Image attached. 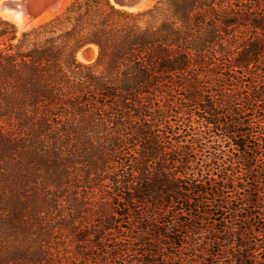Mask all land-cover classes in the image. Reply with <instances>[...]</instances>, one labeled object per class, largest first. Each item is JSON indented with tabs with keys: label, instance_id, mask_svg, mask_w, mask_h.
Wrapping results in <instances>:
<instances>
[{
	"label": "trees",
	"instance_id": "trees-1",
	"mask_svg": "<svg viewBox=\"0 0 264 264\" xmlns=\"http://www.w3.org/2000/svg\"><path fill=\"white\" fill-rule=\"evenodd\" d=\"M197 130L219 139L216 177L190 160L199 136L173 144ZM99 172L115 213L51 225L79 173ZM262 211L264 0H75L21 36L0 17V264H66L54 228L90 264H264Z\"/></svg>",
	"mask_w": 264,
	"mask_h": 264
},
{
	"label": "rangeland",
	"instance_id": "rangeland-1",
	"mask_svg": "<svg viewBox=\"0 0 264 264\" xmlns=\"http://www.w3.org/2000/svg\"><path fill=\"white\" fill-rule=\"evenodd\" d=\"M2 1L6 0H0V3ZM55 1L56 0H20L14 3L17 5V7H22L25 11L26 28H20L12 19L8 18L5 14L3 15V13L1 12L0 17L12 23L17 29L18 36H21L23 32L38 27L52 20L56 16L62 14L66 10V8L75 0H57L58 2L56 3V5H53V2L55 3ZM111 2H113V0H111ZM157 2L158 0H150L145 9L138 11L147 10L153 7ZM138 11L136 10L133 12ZM97 56L98 48L96 46H89L83 49L77 55V60L82 64L88 65L94 63L97 59ZM172 120L176 121L175 118H172ZM185 122L189 121L186 120ZM192 122L194 127H197V120H194ZM201 130L203 131V129ZM197 136H199V138L203 141L199 145H196L194 147L195 152L191 155L190 160L194 162V164L203 165L204 168H206V173L209 171V175L211 176L219 174L221 170L216 169V167L211 163V153L213 152L212 149L217 145V141L219 140L218 138L213 137L206 139L203 136L202 132H200L199 130L192 134H185L183 131H179V134H177L175 140L173 141V144H175L176 147H178L179 145L183 146L187 141H191L193 137ZM236 160L237 157L235 156H233L231 159L232 162H235ZM81 172L83 173L84 171L82 170ZM82 173H79V176L77 178L80 184H76V187L67 196V199L71 201V205L73 208L71 209L70 204L68 206V204H65V202L60 203V210L58 209L57 211L56 209H54L46 215V219L51 225H53L55 222H58L59 215H62V217L64 218H69L72 217L74 213V217L77 218L75 222L77 231L74 233H80L84 230L88 232L89 229L93 227V225L95 224V220L97 219V217H99L100 214L102 216H108L115 213V207L111 206L108 203L107 193L110 191V187L108 186V182H104L102 179L105 177V174L100 172L98 173V175L94 174V176L90 178L89 183H84L81 178V175H83ZM230 197L234 196L230 194ZM65 205L67 208H64ZM260 214L262 215H257L256 219L252 220L249 223V227L252 226L256 231H260V223L264 219V211L260 212ZM208 220L209 221L207 224L210 228L214 225H217L218 230L223 231L225 225L222 222V217L217 218L211 216L208 218ZM51 235L52 239L50 241V248L53 249L51 252L53 255H57L58 257H60L59 255H61L64 259L63 261L66 264H90V262L86 261L83 258V255H93V252H87V250H84L83 248L79 249L81 245L76 242L75 234L72 235V233L67 230L54 228L51 229ZM123 239V244L128 245L130 240L127 238V236H125V238ZM111 245L112 244H110V246ZM82 247L85 246L82 245ZM220 250V248H217V251ZM120 262L121 261L118 260L115 264H119Z\"/></svg>",
	"mask_w": 264,
	"mask_h": 264
},
{
	"label": "bare ground",
	"instance_id": "bare-ground-1",
	"mask_svg": "<svg viewBox=\"0 0 264 264\" xmlns=\"http://www.w3.org/2000/svg\"><path fill=\"white\" fill-rule=\"evenodd\" d=\"M17 1H20V0H6V1H2L0 3V12L3 13V15L5 14L8 18L12 19L20 28H24L26 26L25 11H24V9L22 7H17V5L14 4ZM57 2H58L57 0L55 1V3L53 2V5H56ZM149 2H150V0H144L142 2V4L140 5V7H138L137 11L145 9L147 7V5L149 4ZM9 3L14 4L15 7L14 8H9L8 7Z\"/></svg>",
	"mask_w": 264,
	"mask_h": 264
},
{
	"label": "water",
	"instance_id": "water-1",
	"mask_svg": "<svg viewBox=\"0 0 264 264\" xmlns=\"http://www.w3.org/2000/svg\"><path fill=\"white\" fill-rule=\"evenodd\" d=\"M144 0H113V4L123 10L136 11ZM9 8H14L15 5L12 3L8 4Z\"/></svg>",
	"mask_w": 264,
	"mask_h": 264
}]
</instances>
